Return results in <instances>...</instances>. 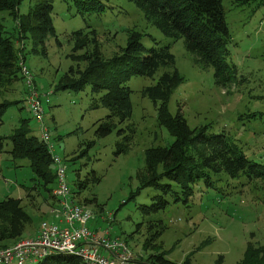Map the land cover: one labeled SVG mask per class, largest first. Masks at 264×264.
I'll return each mask as SVG.
<instances>
[{"label":"rangeland","instance_id":"1","mask_svg":"<svg viewBox=\"0 0 264 264\" xmlns=\"http://www.w3.org/2000/svg\"><path fill=\"white\" fill-rule=\"evenodd\" d=\"M98 1L104 11L82 18L74 0H52L55 34L42 45L30 33L18 36L17 22L7 12L0 11V26L16 38L18 62H24L33 75L44 111L42 122L50 132L54 154L63 160L69 191H76L77 179H84L91 172L101 178L100 184L91 188L96 204L86 206L92 213L87 227L100 234L108 231L107 238L125 241L139 259L164 253L176 263L190 258L192 264H217L221 258L220 264H237L248 245L264 246V183L243 176L230 178L223 173L213 176V187L201 181L188 202L170 200L164 210L143 215L139 206H149L155 194L152 188H141V177L146 170L145 152L168 146L173 138L158 125L157 107L142 91L153 86L162 72L176 69L179 81L168 102L170 113L179 112L190 128L206 127L209 135L225 134L249 161L264 166V5L222 0L230 36L227 61L237 68L236 84L224 90L215 84L211 68H198L183 41L172 44L134 3ZM35 3L36 0H22L18 14H26ZM79 30L89 34L81 39L85 42L94 37L92 31L96 33L104 59L119 54L132 31L141 35L144 55L151 48L171 45L174 56V68L160 69L153 77H133L127 82L131 91V117L122 124L113 120L114 127L105 137L99 136L97 130L109 111L91 108L102 92L93 94L88 85L80 92L56 90L61 76L70 67L77 71L86 66L81 60L68 58L75 44L72 33ZM91 47L89 42L85 50L74 55L81 56ZM17 77L12 84L0 86V103L18 101L8 107L0 121V137H7L0 153V202L6 198L22 200L32 219L23 234L27 237L42 221L48 222L45 215L48 202L43 201L46 193L41 191L29 162L13 160L10 154L12 146L8 137L20 128L23 120L27 121L29 135L38 139L41 136L39 122L26 101L27 89L21 72ZM129 134L127 152L116 154L122 148L117 143ZM53 187L56 189V183L50 185ZM131 194L136 195L129 200ZM86 198L89 193L83 192L78 200ZM58 205L56 200L55 210L60 208ZM109 214L114 219L111 228L110 221H106ZM161 227L164 230L156 241V250L144 251V242Z\"/></svg>","mask_w":264,"mask_h":264},{"label":"trees","instance_id":"2","mask_svg":"<svg viewBox=\"0 0 264 264\" xmlns=\"http://www.w3.org/2000/svg\"><path fill=\"white\" fill-rule=\"evenodd\" d=\"M129 1L142 11L151 25L170 38L172 44L182 40L198 68L201 70L211 68L217 86L225 90L236 84L237 68L227 61L230 56L228 49L230 36L222 0ZM238 1L240 5L250 2L264 5V0ZM21 2L22 0H0V11L7 12L17 22L18 36L30 33L34 35L37 44L42 45L47 37L55 34L51 19L52 0H36L24 15L18 14ZM74 3L78 9L77 13L82 18L100 15L104 11V6L98 0H74ZM91 34L94 37L85 42L81 39L88 37V33L81 30L72 33L75 44L68 58L71 61L81 60L86 66L77 71L70 67L69 71L61 76L56 90L80 92L88 85L93 94L102 92L103 95L93 101L91 108L102 107L109 111L106 121L102 122L97 130L99 136L105 137L114 127L113 120L116 119L122 124L131 117V91L127 87V82L133 77H153L160 69L174 68L175 62L170 52L171 45L151 48L144 55L145 49L140 42L141 35L134 31L129 33L126 45L120 49L119 54L104 59L96 41V33L92 31ZM15 40L13 35H9L3 26H0V86L18 80L20 66L14 47ZM89 42L92 44L90 51L86 50L78 57L74 55L85 50ZM178 81L176 69L164 71L153 86L142 91L143 96L148 97L157 107L158 125L173 138L168 146L149 148L145 152L146 170L145 176L141 177L143 179L141 188H152L155 191L149 206H139L145 216L164 210L170 200L188 202L195 192L194 187L201 181L205 186L213 187V176L223 173L230 178L243 176L248 179H259L264 183L262 170L264 166L249 161L242 149L231 142L225 134L209 135L206 127L190 128L179 112L175 115L170 113L168 102ZM16 104L18 101L0 103V121L8 107ZM251 116L255 117V114ZM122 132L123 130L119 131L118 135ZM130 134L117 143V146L122 148L118 149L116 154L127 152ZM6 138L0 137V153ZM8 139L11 141L12 159L27 160L36 179L39 180L41 191L48 195L46 200L54 199L52 194L54 187L50 188V185L56 183L55 165L46 146L37 137L29 135L27 121L23 120L20 128ZM100 182L101 178L95 172L87 174L84 179H77L76 191L71 192L70 200L85 207L96 204V195L91 188ZM83 192H88L89 198L80 201L78 197ZM135 195L131 194L129 200ZM55 200L59 201L56 198ZM31 222V216L22 206L21 199L6 198L1 201L0 249L10 247L23 239V234ZM163 230L161 227L144 242L142 246L144 251L156 250V241ZM139 260L143 264H192L190 258L181 263L172 262L164 253H154ZM221 262L220 258L217 264ZM29 264H81V262L77 257L66 253H53ZM237 264H264V246L256 248L248 245L243 259Z\"/></svg>","mask_w":264,"mask_h":264},{"label":"built area","instance_id":"3","mask_svg":"<svg viewBox=\"0 0 264 264\" xmlns=\"http://www.w3.org/2000/svg\"><path fill=\"white\" fill-rule=\"evenodd\" d=\"M19 66L27 89L26 101L40 125V141L46 146L56 167L57 187L52 194L59 200L60 208L54 212L57 217L63 218L64 225L43 221L35 237L21 239L10 247L0 249V264L35 263L53 253L77 257L81 264H143L125 241L107 238L110 235L108 231L102 234L91 231L87 227L92 219L91 211L70 200L65 166L62 158L54 154L50 132L42 122L44 111L41 97L34 87L33 75L24 62ZM107 221L110 224L113 222L112 214L108 215Z\"/></svg>","mask_w":264,"mask_h":264},{"label":"crops","instance_id":"4","mask_svg":"<svg viewBox=\"0 0 264 264\" xmlns=\"http://www.w3.org/2000/svg\"><path fill=\"white\" fill-rule=\"evenodd\" d=\"M47 197H48V195H44L43 198L45 200H43V201H47L46 200ZM48 199H51L50 201H52V202L50 203V201H48V203H47V211H46L45 215H47V217H48V222L47 221L46 222L47 223H56L58 225H64L63 218L62 217H57L55 212H54V210H55L54 207L56 206L55 198L54 199L53 198H48ZM40 224H39L38 228L33 233L29 234L27 237H23V239H28V238L35 237L38 234Z\"/></svg>","mask_w":264,"mask_h":264},{"label":"clouds","instance_id":"5","mask_svg":"<svg viewBox=\"0 0 264 264\" xmlns=\"http://www.w3.org/2000/svg\"><path fill=\"white\" fill-rule=\"evenodd\" d=\"M40 140V139H39Z\"/></svg>","mask_w":264,"mask_h":264}]
</instances>
